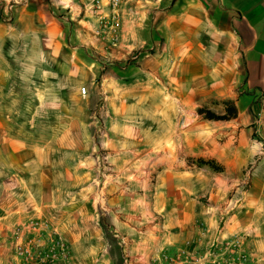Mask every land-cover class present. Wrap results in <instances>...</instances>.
Returning <instances> with one entry per match:
<instances>
[{"label": "crops", "instance_id": "1", "mask_svg": "<svg viewBox=\"0 0 264 264\" xmlns=\"http://www.w3.org/2000/svg\"><path fill=\"white\" fill-rule=\"evenodd\" d=\"M225 102L236 118L197 113ZM262 129L264 0H0V264L29 219L70 246L49 264H170L232 236L264 264ZM212 180L248 186L228 201Z\"/></svg>", "mask_w": 264, "mask_h": 264}, {"label": "built area", "instance_id": "2", "mask_svg": "<svg viewBox=\"0 0 264 264\" xmlns=\"http://www.w3.org/2000/svg\"><path fill=\"white\" fill-rule=\"evenodd\" d=\"M125 1L109 0L110 8L116 9ZM80 92L84 94L85 87H81ZM105 99L106 97L102 95L104 101L100 105L102 116L108 115ZM101 210L104 211L102 207ZM12 242L13 254L19 264H49L70 259L71 252L67 240L50 228L46 221L27 220L23 225L16 227ZM242 243L241 237L232 236L223 241L219 250H208L196 256L185 248H181L166 259L170 264H250L241 251Z\"/></svg>", "mask_w": 264, "mask_h": 264}, {"label": "rangeland", "instance_id": "3", "mask_svg": "<svg viewBox=\"0 0 264 264\" xmlns=\"http://www.w3.org/2000/svg\"><path fill=\"white\" fill-rule=\"evenodd\" d=\"M102 95H104L105 97L106 96V93H102L100 94L99 96V99H98V103H97V106H96V109L94 110V115L95 117L99 118L100 114H101V110H100V105L102 102H104L102 100ZM107 99H105V102H106V105H107V109L108 108V104H107ZM96 130H97V134L101 135V136H106L105 135V127H104V122L101 120H98V125L96 127ZM264 129H262V131L260 132V134H256L254 135V137L256 139H259V140H262V138H264V133H263ZM96 157H95V166H96V169H95V172H96V179L98 177H102V178H106V176L108 175H113L114 174V170H113V165L111 163V158L112 156L108 153L107 150L105 149H99L96 153ZM207 160H211L213 161L214 163V166L216 168H221V170L219 169H216V168H212L211 166L207 165L209 168L212 169V171H214L216 173V176L219 177V178H225V176H228L226 175V173L224 172V169L223 167L221 166V164L219 162H215V160H212V159H204V158H201V159H197V163L201 164V165H204V163L202 161H207ZM251 165V164H250ZM230 178V175L228 176L227 179ZM248 186V183H243V184H232L230 182L227 181L226 182H222V181H215V180H212L211 183H210V186H208V190L215 193V192H218L219 190V194H223L227 199L228 201L229 200H233V199H236V198H240L242 197L243 195V192L246 190ZM236 202V201H235ZM97 205L98 202H97ZM230 209L235 207L234 206V202H231L230 203ZM224 212V211H223Z\"/></svg>", "mask_w": 264, "mask_h": 264}, {"label": "trees", "instance_id": "4", "mask_svg": "<svg viewBox=\"0 0 264 264\" xmlns=\"http://www.w3.org/2000/svg\"><path fill=\"white\" fill-rule=\"evenodd\" d=\"M197 113L207 121H229L237 117V108L234 103L232 102H225L224 103V110L222 112H217L214 109L210 108H199ZM204 164L211 166L212 168H216L214 166L213 161L207 160L202 161ZM219 169V168H216ZM221 170V168L219 169Z\"/></svg>", "mask_w": 264, "mask_h": 264}]
</instances>
